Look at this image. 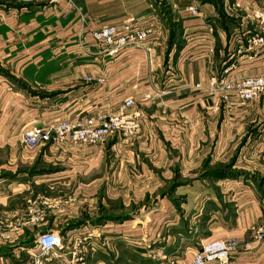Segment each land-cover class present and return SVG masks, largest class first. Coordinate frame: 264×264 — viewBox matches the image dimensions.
Returning a JSON list of instances; mask_svg holds the SVG:
<instances>
[{"label":"crops","instance_id":"0c3cea01","mask_svg":"<svg viewBox=\"0 0 264 264\" xmlns=\"http://www.w3.org/2000/svg\"><path fill=\"white\" fill-rule=\"evenodd\" d=\"M263 7L0 0V264H33L35 239L48 232L69 242L42 264H188L203 244L226 239L251 242L227 264H264V246L251 240L264 225V96L213 111L214 99L195 88L225 69L264 74V47L248 46L257 32L251 12ZM128 17L153 20L149 53L110 59L90 37L89 53L79 50L81 18L85 34ZM153 88L164 93L143 101ZM126 97L143 116L129 143L113 136L28 148L20 140L33 126L113 111ZM82 236L73 256L70 240Z\"/></svg>","mask_w":264,"mask_h":264},{"label":"built area","instance_id":"2783aa9c","mask_svg":"<svg viewBox=\"0 0 264 264\" xmlns=\"http://www.w3.org/2000/svg\"><path fill=\"white\" fill-rule=\"evenodd\" d=\"M20 3L26 0H6ZM193 16L199 15L198 7L193 5L188 8ZM256 25V34L248 40L249 49L264 47V7L251 12ZM85 22L81 18L77 45L83 53H89L86 48V40L90 37L91 47L99 48L110 59H117L120 55L130 50H142L150 52L148 42L155 34L152 19L147 17H128L115 25H105L84 34ZM86 83L96 81L98 84L105 83L103 77L92 79L84 78ZM200 91H205L214 99L215 107L226 103L231 99L241 102L253 101L264 96V74H252L249 76H237L225 69L218 76H211L205 86L195 85ZM164 92L153 88L152 94H145L143 101H150L153 97H160ZM142 112L136 108L133 97L124 98L113 111L102 112L95 116L64 119L61 121L33 126L20 137L21 142L28 148H36L42 144H60L71 142L79 146H94L103 144L110 137H120L123 143H129L141 135ZM9 240L8 234L3 235ZM67 239V237H66ZM76 238H72L73 241ZM251 240L264 246V225L251 230ZM38 257L33 264H42L50 258L61 257L63 237L48 232L38 235L35 239ZM251 242L238 241L235 239L211 240L203 244L194 254L188 264H227L231 255L239 250H248ZM79 246V245H78ZM73 256H77L78 250L73 247ZM67 264H73L72 259ZM170 264H178L171 262Z\"/></svg>","mask_w":264,"mask_h":264},{"label":"rangeland","instance_id":"374dc122","mask_svg":"<svg viewBox=\"0 0 264 264\" xmlns=\"http://www.w3.org/2000/svg\"><path fill=\"white\" fill-rule=\"evenodd\" d=\"M145 208H147V207H145ZM136 212H140V210H136ZM137 213V214H138ZM136 213H133V217H135L136 215H137ZM61 237H63V243H67V242H69V240H68V238L66 239V237L64 236V235H60ZM76 239L73 241V243L71 242V250H72V252L74 251V249H73V247H76V249L78 250L79 249V246L78 245H80V243H85V241L87 240L86 238H84V236H82V237H75ZM74 239V238H73ZM91 239V238H90Z\"/></svg>","mask_w":264,"mask_h":264}]
</instances>
